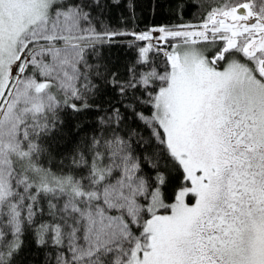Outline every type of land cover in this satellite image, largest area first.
Instances as JSON below:
<instances>
[{
	"label": "snow or ice",
	"instance_id": "obj_1",
	"mask_svg": "<svg viewBox=\"0 0 264 264\" xmlns=\"http://www.w3.org/2000/svg\"><path fill=\"white\" fill-rule=\"evenodd\" d=\"M173 2L0 0V264H264V0Z\"/></svg>",
	"mask_w": 264,
	"mask_h": 264
},
{
	"label": "trees",
	"instance_id": "obj_2",
	"mask_svg": "<svg viewBox=\"0 0 264 264\" xmlns=\"http://www.w3.org/2000/svg\"><path fill=\"white\" fill-rule=\"evenodd\" d=\"M185 3L193 4L195 3V0H185ZM154 4L156 5V7L153 11ZM174 7L175 5L173 0H136V22L139 24V29L137 30L143 29L145 26L150 25H166L169 23L178 22L175 13L171 11V9ZM117 11L113 12L114 23L118 22L119 20ZM196 12V8H187L184 12L183 19H191L192 14H195ZM105 55L108 58H114L117 61L118 65L120 67H123L126 57V52L123 47L116 46L110 49H105ZM34 255L35 253L33 251H28L25 256L26 262L32 261ZM36 264H38V260Z\"/></svg>",
	"mask_w": 264,
	"mask_h": 264
}]
</instances>
